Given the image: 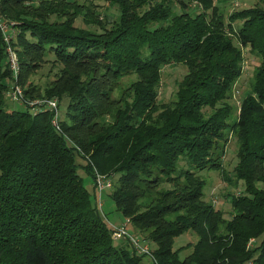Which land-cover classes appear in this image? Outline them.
I'll use <instances>...</instances> for the list:
<instances>
[{"label":"trees","instance_id":"obj_1","mask_svg":"<svg viewBox=\"0 0 264 264\" xmlns=\"http://www.w3.org/2000/svg\"><path fill=\"white\" fill-rule=\"evenodd\" d=\"M107 1L119 11L109 26L76 0H0L1 13L20 23L12 39L20 83L49 56L64 65L44 94L32 87L25 98L67 101L61 131L50 111L5 108L14 79L0 30V264H142L128 242L115 246L80 168L97 200V174L111 181L117 210L149 233L133 236L156 246L152 264H264V8L236 11L226 24L214 0ZM193 3L203 11L190 12ZM80 17L101 31L77 27ZM232 34L261 59L239 112L230 100L244 53ZM174 64L187 74L176 100L162 104V69ZM231 133L235 183L245 188L226 219L204 201L197 172H224ZM189 231L199 239L180 259L174 242Z\"/></svg>","mask_w":264,"mask_h":264},{"label":"rangeland","instance_id":"obj_2","mask_svg":"<svg viewBox=\"0 0 264 264\" xmlns=\"http://www.w3.org/2000/svg\"><path fill=\"white\" fill-rule=\"evenodd\" d=\"M29 1L31 5H37L39 0H29ZM76 1L81 5L84 4L90 6L92 11H94L97 14H100L102 20L101 22L103 26H109L107 22H112L113 20L117 19V17L119 16V11L117 7L112 6L107 0H76ZM214 6L218 7L221 11L225 13L224 15L226 18V24H228V17L230 14L236 11H241L255 6H261L264 8V0H214ZM189 11L192 13H200L203 11V6H200L197 3H193L189 6ZM0 17L3 19L5 23L12 24L14 31L12 39L14 40L15 36H17V32L19 31V28L17 26L20 23L17 22V20H13L4 16L1 13V10H0ZM75 25L79 28L90 29L91 31H96V32L101 31L100 29L101 25L98 26V25L88 24V22L86 23L82 17L76 20ZM240 26H241V22L234 23L232 27L233 31L230 32L231 33L236 32ZM232 36L234 37V43L238 47L242 48L235 35L232 34ZM10 47L18 59V55L15 52L14 48L12 47V42ZM242 49L244 53L243 74L235 84L232 90V99L230 100V104L234 107V110L237 112H239L238 110L241 105L242 99L251 91L255 70L260 65L261 62L260 57L251 53L249 48H242ZM6 51H7V47H6ZM8 59H9V54H8ZM63 68H64L63 64L59 62H54V58L52 56H49L47 58V61L42 63L41 67L35 69L34 71H31L30 74L25 75V80L23 82L20 83V80L18 78V84L21 86V88L24 91L28 88L35 87L37 89V92L44 94L46 89L50 87L60 77ZM186 74H187V69L184 65L181 64L166 66L162 69V79L158 93L159 94L158 101H160V103L169 104L172 103L174 100H176L178 85L183 80V77ZM135 79H136L135 75H130L125 77L122 80L121 87L125 88L127 85L131 83V81ZM7 83H8L7 84L8 89L6 90V92L15 86V83L11 80L8 81ZM6 92H5V97H6ZM35 100H38V98L34 100H31L29 98L25 99V101H35ZM25 101L23 100L10 101L7 100L6 97L5 108L8 111H26L27 103ZM58 103H59V109H61V117L63 118L65 116L67 101L64 100L61 104L60 101H58ZM237 148L238 145H237L236 135L231 133L229 135V142L225 148V155L222 158V163H223L222 169L224 170V172L222 170H214V169L197 172V176L200 177L205 182V186L203 190L204 201L208 204L211 205L213 204L217 210L222 211L226 219H231L233 215L232 204H231L232 197L238 196L241 193H243L245 188L244 183L242 182H238V184L235 183L236 180H235L234 169L238 164ZM79 162L82 165L85 164L84 160H80ZM180 165L185 166L183 162ZM223 173H225L226 176H228L230 181L227 179L226 176H223ZM79 174L83 179V183L85 187L89 190L92 196V200L95 203H97L99 198L97 200V194L94 191L92 177L83 168L79 169ZM163 188H169V185H167V183H164L161 189ZM111 194H112V190H108L103 194L102 208L101 209L99 208L109 228L112 229L113 227L115 228L125 227L127 232L132 236L133 234H135L134 231H136L138 235H143L144 237L148 236L149 234L148 232L143 233L139 230H136V228L134 229L133 228L134 226L132 225L130 220L131 218L129 219L125 217L122 212L117 210V206L113 201V199L111 198ZM148 203L149 201H146V204L143 205L146 206ZM198 239H199L198 235L193 231L186 232L175 239L174 247H173L174 250L177 251L179 249H182L179 254L180 259H185L187 256H189L192 253L193 245L198 241ZM114 244L117 247H125L123 240L115 239ZM188 244L190 245V247L187 246ZM151 246L152 249L156 247L155 244H151ZM142 264H152V262L150 258L146 257L143 258Z\"/></svg>","mask_w":264,"mask_h":264},{"label":"built area","instance_id":"obj_3","mask_svg":"<svg viewBox=\"0 0 264 264\" xmlns=\"http://www.w3.org/2000/svg\"><path fill=\"white\" fill-rule=\"evenodd\" d=\"M0 30L3 34L4 41L7 47V53L9 54V68L12 72L15 86L6 92V97L10 101H25L24 90L18 84V78L20 75V64L14 52L12 51L10 45L12 42V36L14 34L13 27L11 23H5L3 19L0 17ZM12 33V34H11ZM27 105H29L34 112L38 111H50L53 115L52 117V125L57 131H61V113L59 109V103L57 99H38L35 101H25ZM96 186L98 189V206L102 208V195L108 189L112 187L111 181L106 178L104 175L97 174ZM112 237L113 239H119L123 241H127L132 248L136 251L138 255L146 256L150 258V260L156 263V260L153 255V250L150 245L137 238L136 236L130 235L125 227L121 228H112ZM246 264H255L253 261H249Z\"/></svg>","mask_w":264,"mask_h":264},{"label":"crops","instance_id":"obj_4","mask_svg":"<svg viewBox=\"0 0 264 264\" xmlns=\"http://www.w3.org/2000/svg\"><path fill=\"white\" fill-rule=\"evenodd\" d=\"M127 244V241H124V245H126Z\"/></svg>","mask_w":264,"mask_h":264}]
</instances>
